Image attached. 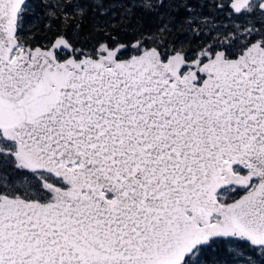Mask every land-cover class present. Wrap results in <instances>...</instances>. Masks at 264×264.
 <instances>
[{
	"label": "snow or ice",
	"instance_id": "obj_1",
	"mask_svg": "<svg viewBox=\"0 0 264 264\" xmlns=\"http://www.w3.org/2000/svg\"><path fill=\"white\" fill-rule=\"evenodd\" d=\"M0 264H264V0H0Z\"/></svg>",
	"mask_w": 264,
	"mask_h": 264
}]
</instances>
